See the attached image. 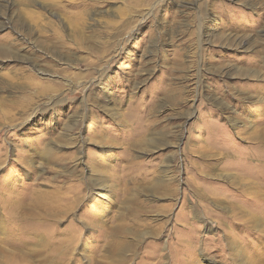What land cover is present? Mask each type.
Wrapping results in <instances>:
<instances>
[{"label": "rangeland", "instance_id": "1", "mask_svg": "<svg viewBox=\"0 0 264 264\" xmlns=\"http://www.w3.org/2000/svg\"><path fill=\"white\" fill-rule=\"evenodd\" d=\"M0 264H264V0H0Z\"/></svg>", "mask_w": 264, "mask_h": 264}]
</instances>
